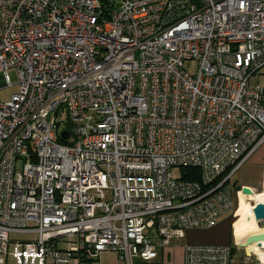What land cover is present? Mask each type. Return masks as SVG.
<instances>
[{"label": "built area", "instance_id": "1", "mask_svg": "<svg viewBox=\"0 0 264 264\" xmlns=\"http://www.w3.org/2000/svg\"><path fill=\"white\" fill-rule=\"evenodd\" d=\"M12 68L0 264L153 262L236 214L231 179L264 142V0H0V89ZM235 249L186 243L185 264Z\"/></svg>", "mask_w": 264, "mask_h": 264}, {"label": "crops", "instance_id": "2", "mask_svg": "<svg viewBox=\"0 0 264 264\" xmlns=\"http://www.w3.org/2000/svg\"><path fill=\"white\" fill-rule=\"evenodd\" d=\"M234 176V185L236 183L235 187L237 190L257 193L259 197L257 203H264V142L239 167ZM238 204L239 198L237 199L236 197L235 210ZM247 212L248 211H246V215ZM239 225L240 219L238 211L236 214L235 211L227 212L212 227L188 229L185 238L180 241H175L173 245L161 250L156 261L148 263L137 260L135 264H185L186 243L233 245L235 242L237 243L244 234L242 230H239ZM253 250L256 251L255 249ZM243 258L246 260H243ZM9 261V264H16L17 259L11 256ZM249 261L250 259L247 258L245 249L234 250V258L231 264H237L239 262H241V264H246ZM81 264H125V262L119 258L117 253L107 251L101 253L94 260H83Z\"/></svg>", "mask_w": 264, "mask_h": 264}, {"label": "bare ground", "instance_id": "3", "mask_svg": "<svg viewBox=\"0 0 264 264\" xmlns=\"http://www.w3.org/2000/svg\"><path fill=\"white\" fill-rule=\"evenodd\" d=\"M257 199H259L257 193L245 191H240L239 193V204L236 212L238 211L240 219L239 230H242L244 234L242 235L238 243L248 235L254 233H264V227L260 225V222L257 220L254 213V208L257 206V204H259V202L257 203ZM246 211H248L247 215ZM261 243V247H259L257 243H253L251 246H248L247 249L248 251L257 254L262 262L261 264H264V240ZM253 249H255L256 251H254Z\"/></svg>", "mask_w": 264, "mask_h": 264}, {"label": "rangeland", "instance_id": "4", "mask_svg": "<svg viewBox=\"0 0 264 264\" xmlns=\"http://www.w3.org/2000/svg\"><path fill=\"white\" fill-rule=\"evenodd\" d=\"M116 2H119L120 0H115ZM62 2V0H61ZM195 67L196 64L195 62L192 63V65L190 66V71L194 72L195 71ZM9 75H10V79L13 82L12 86L9 87H3L0 89V100L1 101H7L10 99L11 95L14 92H17L18 90V85H17V81H18V72L16 69H10L9 70ZM249 85L254 87L257 85H260L262 87H264V69H262L261 71L257 72L256 74H254L250 80H249ZM63 117H65L64 114H62ZM171 172L173 173L174 176L176 177H180L183 174V169H181L180 167H173ZM232 182L235 181V176L231 179ZM260 225L263 226V222H260ZM13 236L15 238L18 239H23V240H27V239H32L34 238L35 235H25V234H13ZM243 260H246L243 258ZM137 261V260H136ZM135 261V263H136ZM151 263V262H148ZM237 264H241V262L237 263ZM246 264H257V258L252 257V259H250V261Z\"/></svg>", "mask_w": 264, "mask_h": 264}, {"label": "water", "instance_id": "5", "mask_svg": "<svg viewBox=\"0 0 264 264\" xmlns=\"http://www.w3.org/2000/svg\"><path fill=\"white\" fill-rule=\"evenodd\" d=\"M70 136L69 131H64L62 133V139L67 140ZM236 186V183L235 185ZM254 213L259 222L264 221V204L259 203L257 206L254 208ZM264 240V233H254L251 235H248L244 237L239 243L238 246L240 248H244L246 250L247 256H251L252 252L248 251V246H251L253 243H257L259 247L262 246V241Z\"/></svg>", "mask_w": 264, "mask_h": 264}, {"label": "trees", "instance_id": "6", "mask_svg": "<svg viewBox=\"0 0 264 264\" xmlns=\"http://www.w3.org/2000/svg\"><path fill=\"white\" fill-rule=\"evenodd\" d=\"M184 172L187 173L185 174L186 179H198L200 177L199 170L185 168Z\"/></svg>", "mask_w": 264, "mask_h": 264}]
</instances>
